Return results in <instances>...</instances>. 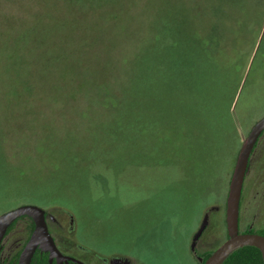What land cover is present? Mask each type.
Wrapping results in <instances>:
<instances>
[{
  "label": "rangeland",
  "instance_id": "1",
  "mask_svg": "<svg viewBox=\"0 0 264 264\" xmlns=\"http://www.w3.org/2000/svg\"><path fill=\"white\" fill-rule=\"evenodd\" d=\"M160 2L0 0V216L39 207L53 232L73 228L67 235L84 264H198L190 240L205 216L206 241L197 246L214 252L229 236L227 198L242 141L264 118V0H256L263 7L253 51L242 72L232 71L242 76L231 107L238 134L214 123L196 130L190 117L173 118L188 128L161 129L140 80L141 46ZM226 64L242 67L241 53ZM256 152L251 160H263L264 147ZM260 180L262 198L264 174ZM246 194L238 233H260L264 197ZM31 221L15 224L7 261Z\"/></svg>",
  "mask_w": 264,
  "mask_h": 264
},
{
  "label": "trees",
  "instance_id": "2",
  "mask_svg": "<svg viewBox=\"0 0 264 264\" xmlns=\"http://www.w3.org/2000/svg\"><path fill=\"white\" fill-rule=\"evenodd\" d=\"M159 5L141 46L145 62L140 80L153 99L152 111L163 121L161 129L184 127L186 121L173 125V118L190 117L186 120L196 130H210L214 123L219 130L238 134L231 107L242 76L235 80L232 71L242 72L247 65L255 40L251 35L262 23L263 5L256 0H161ZM263 43L264 35L259 49ZM239 52L242 67L226 64L231 54ZM129 70L132 74L130 66ZM33 262L50 264L48 252L37 250L29 264ZM223 264H263L262 253L255 246H244Z\"/></svg>",
  "mask_w": 264,
  "mask_h": 264
},
{
  "label": "water",
  "instance_id": "3",
  "mask_svg": "<svg viewBox=\"0 0 264 264\" xmlns=\"http://www.w3.org/2000/svg\"><path fill=\"white\" fill-rule=\"evenodd\" d=\"M264 131V118L258 121L244 139L239 151L236 165L231 177L230 189L227 198V225L229 238L216 249V251L203 264H223L224 261L237 249L244 246H255L261 253L264 264V236L252 233H238L239 203L242 192L243 180L248 168L250 155L258 137ZM31 216L35 221V230L21 254L19 264H29L39 245L46 246L52 255L58 254L53 239L48 235V228L43 211L33 205L16 208L0 216V243L9 225L21 216ZM208 224L205 216L202 225L195 235L196 242ZM193 249L195 245L193 243Z\"/></svg>",
  "mask_w": 264,
  "mask_h": 264
},
{
  "label": "flooded vegetation",
  "instance_id": "4",
  "mask_svg": "<svg viewBox=\"0 0 264 264\" xmlns=\"http://www.w3.org/2000/svg\"><path fill=\"white\" fill-rule=\"evenodd\" d=\"M261 146L264 147V131L258 137L257 142L255 143V146H254V148L252 150V153L250 155L248 168H247V171H246V174H245V177H244V180H243V185H242V192H241L240 203H239L240 209L241 208H247V205L249 204V201L247 200V194H246L247 192H249V190H251V191H253L255 193V195L252 197V201L258 202L259 200H262L263 197H264V194H262V198H259L260 191L258 190V187H260V182H261V180L259 181L260 175L264 174V159L261 160V158H260V160L255 161V162H253L251 160V156H254V157L257 156L256 154L258 152H256V151H258V149L261 148ZM24 217H26V215L17 218L15 220L16 222L14 221L15 224L21 218H24ZM44 217H45V221H46V224H47L48 233H50L52 235V238H53V241H54V244L56 246L58 254L52 255L51 250H49L48 248L45 249L41 245H39L37 247V249L35 250L34 253H36L37 250H40L42 253L48 252V260H49L50 264H84V262H83V260H82V258L80 256L81 254H78L74 250V248H76L78 246L67 235V232H73V228L71 226H69V227L67 226L66 228H63L61 226L60 229L58 228L60 230L59 232L57 230L53 232L51 230L50 226H49L48 221H47V218H46L47 215H44ZM31 219H32L31 226H30L31 228L29 230V236L27 238V241L25 243H22L21 248H19L15 252L14 257L10 258L7 261L5 258H3L4 257L3 252L5 251L4 244L8 240L7 239L8 236L14 230L15 224L10 229H9V227H10L11 224L9 225V227L7 228V230L5 232V235H4V237H3V239H2V241L0 243V264H19L21 254L24 251L28 241L30 240V238H31V236H32V234H33V232L35 230V221H34V219L32 217H31ZM14 222H12V223H14ZM70 223H72V222H70ZM250 227L251 226H249V228L247 227L246 232H244V233L259 234V235L264 236V228L261 230L262 233L261 232L260 233H256L253 230H251ZM199 229L200 228H198L196 230V233L191 238V240H190V244L191 245L190 246L192 248L193 247V243H194L195 248L194 249L192 248V254H193L194 258L197 260L198 264H203L216 250L214 252L209 253L203 247V250L201 249V252H200V250H199L200 248L197 245L199 244L200 241H206L205 239L202 240V238H203L202 236H203L204 232L206 231V229L202 232V236H200L198 238V240L195 242L194 238H195V235L197 234V232L199 231ZM244 233H242V234H244ZM58 238H60L59 239L60 241L58 240ZM228 238H229V236H228ZM206 256H208V257L205 260ZM122 262L123 261H120V263H122ZM88 263H89V261L85 262V264H88ZM90 263L92 264L91 261H90ZM32 264H34V262ZM117 264H119V263H117Z\"/></svg>",
  "mask_w": 264,
  "mask_h": 264
},
{
  "label": "crops",
  "instance_id": "5",
  "mask_svg": "<svg viewBox=\"0 0 264 264\" xmlns=\"http://www.w3.org/2000/svg\"><path fill=\"white\" fill-rule=\"evenodd\" d=\"M249 134V133H248ZM242 144H243V141H242ZM241 147H242V145H241ZM241 149V148H240ZM229 189H230V187H229ZM228 194H229V191H228ZM202 225V224H201Z\"/></svg>",
  "mask_w": 264,
  "mask_h": 264
}]
</instances>
